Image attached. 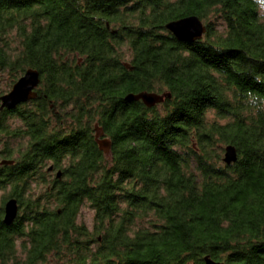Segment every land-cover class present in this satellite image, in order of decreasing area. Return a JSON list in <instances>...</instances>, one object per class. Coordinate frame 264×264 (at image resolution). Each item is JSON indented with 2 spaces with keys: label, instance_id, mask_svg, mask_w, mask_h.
<instances>
[{
  "label": "trees",
  "instance_id": "trees-1",
  "mask_svg": "<svg viewBox=\"0 0 264 264\" xmlns=\"http://www.w3.org/2000/svg\"><path fill=\"white\" fill-rule=\"evenodd\" d=\"M191 15L202 38L166 28ZM29 68L0 109V264H264V0H0V96Z\"/></svg>",
  "mask_w": 264,
  "mask_h": 264
},
{
  "label": "water",
  "instance_id": "water-1",
  "mask_svg": "<svg viewBox=\"0 0 264 264\" xmlns=\"http://www.w3.org/2000/svg\"><path fill=\"white\" fill-rule=\"evenodd\" d=\"M166 28L172 32L177 38L185 41H194L203 37L207 31L204 21L196 15L186 16L180 19H176L167 23ZM128 65V64H127ZM41 82L40 72L34 68H29L23 76H21L13 85L10 91L0 96V109H15L22 103L28 102L35 98L37 95L36 89ZM128 99L140 100L148 106H153L158 102H161L164 98L163 95L158 93L142 91L140 93H131L127 96ZM103 130L96 126V137L101 147L105 150H109L111 141L108 138L99 139L103 136ZM238 159V151L235 146L228 145L225 147L224 161L227 164H232ZM9 161H4L8 163ZM53 166H50L49 170H52ZM57 177H62V171H57ZM19 203L16 198H10L4 205V222L8 225L12 224L19 214ZM206 264H222L214 261L210 256L205 257Z\"/></svg>",
  "mask_w": 264,
  "mask_h": 264
},
{
  "label": "rangeland",
  "instance_id": "rangeland-1",
  "mask_svg": "<svg viewBox=\"0 0 264 264\" xmlns=\"http://www.w3.org/2000/svg\"><path fill=\"white\" fill-rule=\"evenodd\" d=\"M205 23V22H204ZM55 174V173H54ZM8 193V190H0V204H2L3 197ZM80 221L85 222L90 228L94 226V211L88 205L81 210Z\"/></svg>",
  "mask_w": 264,
  "mask_h": 264
}]
</instances>
